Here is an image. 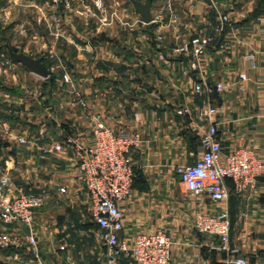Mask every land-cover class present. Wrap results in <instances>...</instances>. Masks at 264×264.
<instances>
[{"label": "crops", "instance_id": "0c3cea01", "mask_svg": "<svg viewBox=\"0 0 264 264\" xmlns=\"http://www.w3.org/2000/svg\"><path fill=\"white\" fill-rule=\"evenodd\" d=\"M133 1L148 0H0L2 29L14 28L1 23L22 4L25 23L40 28L36 36L47 39L46 53L57 56L53 64L44 57L48 79H26L23 95L9 100L17 107L22 99L17 113L24 126L5 125L0 106V136L11 137L0 140V177L12 176L11 196L48 193L34 222L40 259L23 253L18 262L11 251H0V264H98L74 149L56 155L44 149L68 136L90 146L99 122L115 133L141 136L132 154L138 174L121 205L122 237L129 245L137 234L164 231L174 240L172 264H229L218 240L195 230L197 213L224 208L231 218V246L250 264H264V175L254 191L242 196L232 191L227 202L216 205L183 189L178 173L200 156L208 123L197 115L206 103L218 109L224 153L248 148L264 163V0H153L149 24ZM87 5L94 12L82 15ZM196 37L212 43L194 71L193 58L177 48ZM250 56L254 62L247 60ZM69 74L72 88L64 81ZM218 83L224 86L221 93L196 91L197 85ZM74 88L84 105L70 104ZM182 108L191 115H179ZM20 138L27 139V147L16 143Z\"/></svg>", "mask_w": 264, "mask_h": 264}, {"label": "built area", "instance_id": "2783aa9c", "mask_svg": "<svg viewBox=\"0 0 264 264\" xmlns=\"http://www.w3.org/2000/svg\"><path fill=\"white\" fill-rule=\"evenodd\" d=\"M88 13H93L90 8ZM103 21L109 22L107 19ZM223 22H227L226 17ZM211 43V38L196 37L182 43L177 53L191 56L192 69L197 71ZM247 60L254 62V57H247ZM241 78L245 79V76L241 75ZM64 81L74 87L70 76L65 75ZM203 90L208 94L221 93L224 86L220 83L206 88L196 86L197 92ZM70 104H85L82 93L75 88ZM178 114L190 116L191 111L182 108ZM217 114L218 109L209 103L200 108L198 121L208 123L201 140L200 156L193 165L179 168L178 173L189 194L207 196L212 203L219 205L229 200L232 191L238 196L254 191L264 175V163L252 149L238 148L224 153L215 121ZM20 142L26 144L28 141L20 138ZM140 145L139 134L115 133L99 122L93 131L90 146H83L73 136H68L64 142L44 149L46 154L56 155L64 153L67 147H73L92 220L101 230L105 247L104 264H120L124 259L132 264H172L174 240L166 232L137 234L132 246L122 237L124 214L121 205L133 190L136 173L132 154ZM12 184L10 174L0 177V251H11L18 262L23 261V253L38 261L41 249L34 222L37 211L47 204L48 193L42 191L11 196ZM60 191L66 193L64 188ZM195 230L199 235L215 237L219 242V251L229 256V264H250L238 249L231 246L232 224L228 209L197 213Z\"/></svg>", "mask_w": 264, "mask_h": 264}, {"label": "rangeland", "instance_id": "374dc122", "mask_svg": "<svg viewBox=\"0 0 264 264\" xmlns=\"http://www.w3.org/2000/svg\"><path fill=\"white\" fill-rule=\"evenodd\" d=\"M53 2L59 3L60 0L58 2H55V0H53ZM18 7L22 11L16 10L17 12L15 13L13 17H11L10 19L6 18V20H3L1 23L2 27H8L9 25H14V28L11 29L10 31L9 30L7 31L0 27V106L2 110L6 111V112H3L2 114L4 115V118L2 116L1 117L3 120H5L3 121L6 123L5 125L9 124L12 126L13 125L17 126L19 124L20 126H24L25 122H24V119L20 118L19 113H17L20 111V109L18 108L19 107L18 103L19 101H22V99H19V100L17 99L16 101L17 107L12 106L13 103L9 102V100L12 98V96H15V94L18 95L19 93L22 94V92H24L22 84L25 83L26 79L35 78L36 76L30 73H27V70L23 68L22 66H20V64H14L12 61H10L8 54H7V50L4 47L5 44L7 42L10 43L9 45L11 46V48L15 49L17 52L27 50L29 54L33 56H40V57L43 56L45 58H48V61L52 64L53 62H56L57 60L56 55H51V54L49 55L48 53H46V50L48 49V47H46L47 39L46 38L42 39L40 38V36L38 37L36 36V32H38L39 34L41 33L40 28L39 27H35V29L34 27L31 28V24H27L23 20L24 15H25V12H23L24 6L22 4H19ZM89 8L91 9L92 12H94L93 9L88 5L87 7H83L82 9H80L79 12H81L82 15L88 16L90 15L88 13ZM105 18L106 17H104L103 19ZM28 27L32 30L29 31ZM24 30L26 34L24 33ZM32 32H33V35H32ZM68 76L71 77L70 74ZM31 87L33 88L34 86H31ZM9 139H11L9 135H6V137H4V135L2 137L0 136V140L3 142L5 140L9 141ZM13 142H15V140H13ZM16 143L21 145V147H25V146L27 147L28 142L26 144H22L20 142V139H18ZM1 170H2V167H1ZM178 183H180L179 180H178ZM183 189H185L184 186H183ZM60 193L62 195L64 194L61 191ZM30 194H36V193H30ZM85 216H86L87 228H90L93 231V239H95V242L92 243L90 246V248H93L91 251L96 254L95 255L96 262L98 264H104L103 258L105 254V247L101 239V230L97 226H95L92 220L88 205H86ZM82 251L84 253L86 252L84 250ZM82 251L79 250L78 253Z\"/></svg>", "mask_w": 264, "mask_h": 264}, {"label": "water", "instance_id": "95a60500", "mask_svg": "<svg viewBox=\"0 0 264 264\" xmlns=\"http://www.w3.org/2000/svg\"><path fill=\"white\" fill-rule=\"evenodd\" d=\"M153 0H148L145 4H141L138 1H133L136 10L142 16V21L149 24L153 21L151 14ZM6 50L10 61L14 64H20L29 73L36 75L43 79H48L51 75L48 66L44 63V57H31L23 52L14 51L9 45H6Z\"/></svg>", "mask_w": 264, "mask_h": 264}, {"label": "trees", "instance_id": "16d2710c", "mask_svg": "<svg viewBox=\"0 0 264 264\" xmlns=\"http://www.w3.org/2000/svg\"><path fill=\"white\" fill-rule=\"evenodd\" d=\"M4 47L6 48V45ZM13 50L16 51L15 49H13ZM135 173H136V175L138 174V171H137V168L136 167H135ZM134 183H135V180H134Z\"/></svg>", "mask_w": 264, "mask_h": 264}]
</instances>
